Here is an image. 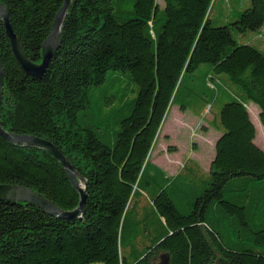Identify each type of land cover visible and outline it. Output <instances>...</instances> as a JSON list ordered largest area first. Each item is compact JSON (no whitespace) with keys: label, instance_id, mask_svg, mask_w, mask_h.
Listing matches in <instances>:
<instances>
[{"label":"trees","instance_id":"1","mask_svg":"<svg viewBox=\"0 0 264 264\" xmlns=\"http://www.w3.org/2000/svg\"><path fill=\"white\" fill-rule=\"evenodd\" d=\"M63 1L0 0L34 62ZM216 1L72 0L40 77L23 71L0 19V125L53 142L88 193L76 219L0 200V264H157L162 253L170 264H264V150L248 108L264 126V50L232 32L261 30L264 0L224 24L211 18ZM173 105L221 132L208 169L187 157L169 173L151 159ZM5 183L79 205L56 158L0 135Z\"/></svg>","mask_w":264,"mask_h":264},{"label":"rangeland","instance_id":"2","mask_svg":"<svg viewBox=\"0 0 264 264\" xmlns=\"http://www.w3.org/2000/svg\"><path fill=\"white\" fill-rule=\"evenodd\" d=\"M159 1L162 2V0ZM249 5L250 0H217L211 18L214 24H224L228 21L227 19L232 20ZM259 31L264 34V27ZM259 31L249 30L242 34L232 30L239 43H249L264 50V37L260 36ZM205 67L206 65L201 70ZM248 108L256 128L255 142L264 150V126L259 118V107L251 101ZM213 115L212 112L207 113L205 118L210 119ZM207 121L203 115H195L191 110H181L178 105L171 106L158 139L152 147L151 159L169 173H175L187 157L197 159L205 169H208L215 155L214 143L221 132L209 126Z\"/></svg>","mask_w":264,"mask_h":264},{"label":"water","instance_id":"3","mask_svg":"<svg viewBox=\"0 0 264 264\" xmlns=\"http://www.w3.org/2000/svg\"><path fill=\"white\" fill-rule=\"evenodd\" d=\"M71 3L72 0L63 1L61 8L54 18L51 31L42 45V60L41 62H34L26 54L18 36L15 34L11 26L8 6L5 3L0 2V19L4 22L6 35L10 41L12 51L26 74L32 77H40L48 68L52 57L61 45V29ZM4 85L5 71L0 61V106L4 95ZM0 135L12 143L41 148L49 152L61 163L67 172L72 185L79 192L80 201L76 208L65 210L52 202L41 192L18 183L0 184V200L29 203L37 206L51 216L66 219H76L85 212L88 196L87 181L78 173L70 160L53 142L37 135L12 132L1 125ZM157 264H170L168 253H162Z\"/></svg>","mask_w":264,"mask_h":264},{"label":"built area","instance_id":"4","mask_svg":"<svg viewBox=\"0 0 264 264\" xmlns=\"http://www.w3.org/2000/svg\"><path fill=\"white\" fill-rule=\"evenodd\" d=\"M93 264H103V263H93Z\"/></svg>","mask_w":264,"mask_h":264},{"label":"crops","instance_id":"5","mask_svg":"<svg viewBox=\"0 0 264 264\" xmlns=\"http://www.w3.org/2000/svg\"><path fill=\"white\" fill-rule=\"evenodd\" d=\"M214 145H215V143H214ZM200 163V162H199Z\"/></svg>","mask_w":264,"mask_h":264}]
</instances>
